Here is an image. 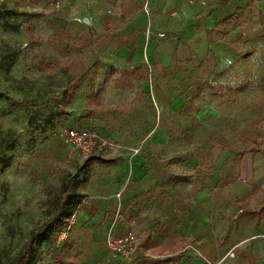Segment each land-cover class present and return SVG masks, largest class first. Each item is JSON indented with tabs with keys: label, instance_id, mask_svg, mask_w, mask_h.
<instances>
[{
	"label": "rangeland",
	"instance_id": "374dc122",
	"mask_svg": "<svg viewBox=\"0 0 264 264\" xmlns=\"http://www.w3.org/2000/svg\"><path fill=\"white\" fill-rule=\"evenodd\" d=\"M135 1L0 0V264H14L46 223L27 264H120L90 233L103 221L94 202L108 164L101 156L92 163L77 159L78 152L64 143L66 129L134 138L146 132L137 127L151 107L157 116L165 110L175 125L167 141L182 170L181 161L196 156L204 140L230 132L247 137L246 125L263 116L248 109L246 97L240 100L245 108L235 113L233 98L209 94L217 83L181 85L163 77L169 67L154 70L145 49L140 53L142 39L127 34ZM143 74L148 85L142 108L149 111H123L139 87L136 76ZM69 85L74 90L65 101L61 93ZM190 87L191 97L169 100L173 91ZM68 187L79 197L61 205Z\"/></svg>",
	"mask_w": 264,
	"mask_h": 264
},
{
	"label": "crops",
	"instance_id": "0c3cea01",
	"mask_svg": "<svg viewBox=\"0 0 264 264\" xmlns=\"http://www.w3.org/2000/svg\"><path fill=\"white\" fill-rule=\"evenodd\" d=\"M135 4L138 10L132 13L127 34L142 39L137 43L140 53L145 49L154 70L160 73L169 67L163 77L181 85L204 82L210 88L217 83L209 94L233 98L235 113L242 112L240 100L246 97L248 109L263 116L246 125L247 137L230 132L204 140L196 156L182 158V170L177 150L167 141L175 125L165 110L157 116L151 107L137 127L141 130L143 125L146 132H129L137 137L120 140L100 132L118 147L87 157L75 154L91 163L101 156L108 164L105 180L94 193L103 221L90 233L109 252L108 229L120 203L114 231L133 229L145 240L147 255L130 259L110 255V261L264 264V0H136ZM178 65L185 71L177 73ZM136 77L139 87L130 99L132 107H123L125 112L149 111L142 108L147 103L143 101L147 76ZM194 92L193 87L173 91L169 100ZM156 95L158 99L162 95L159 88Z\"/></svg>",
	"mask_w": 264,
	"mask_h": 264
},
{
	"label": "built area",
	"instance_id": "2783aa9c",
	"mask_svg": "<svg viewBox=\"0 0 264 264\" xmlns=\"http://www.w3.org/2000/svg\"><path fill=\"white\" fill-rule=\"evenodd\" d=\"M144 8L148 11V2H145ZM150 31H147L149 35ZM161 36L164 33H160ZM64 143L73 151L78 152L82 157H87L102 149L117 148V143L107 135L101 134L98 130L90 127H70L65 130ZM136 148L135 151H138ZM121 196V192L117 193ZM121 204L117 208V215L114 217L107 235V245L112 257L134 258L136 255H147L145 240L140 237L133 229H126L121 234L114 231L116 223L120 218ZM231 252H229L230 254ZM233 255V253H231Z\"/></svg>",
	"mask_w": 264,
	"mask_h": 264
},
{
	"label": "trees",
	"instance_id": "16d2710c",
	"mask_svg": "<svg viewBox=\"0 0 264 264\" xmlns=\"http://www.w3.org/2000/svg\"><path fill=\"white\" fill-rule=\"evenodd\" d=\"M74 87L72 85H69L64 92L61 93L62 98L67 101L69 99V95L73 92ZM27 105H31L27 103ZM36 106V105H35ZM79 195L71 193V188L68 187L65 191L64 197L62 199L61 205H66L74 203L76 199H78ZM75 198V200H74ZM73 199V200H70ZM262 210H264V205L262 206ZM48 228L47 223L44 224L41 229L35 233L32 234V236L29 238L28 243L24 245L22 249V253L20 257L15 261L14 264H27V262L30 259L31 251L33 249V245L36 242V238L43 234Z\"/></svg>",
	"mask_w": 264,
	"mask_h": 264
}]
</instances>
